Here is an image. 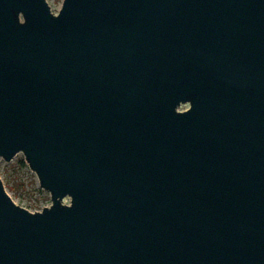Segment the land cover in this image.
<instances>
[{
  "label": "water",
  "instance_id": "1",
  "mask_svg": "<svg viewBox=\"0 0 264 264\" xmlns=\"http://www.w3.org/2000/svg\"><path fill=\"white\" fill-rule=\"evenodd\" d=\"M20 153L52 203L0 174V264H264V0H0Z\"/></svg>",
  "mask_w": 264,
  "mask_h": 264
},
{
  "label": "rangeland",
  "instance_id": "2",
  "mask_svg": "<svg viewBox=\"0 0 264 264\" xmlns=\"http://www.w3.org/2000/svg\"><path fill=\"white\" fill-rule=\"evenodd\" d=\"M53 9L63 6L64 0H48ZM184 105L180 111H186ZM0 174L6 183V190L27 207L44 209L52 203L49 192L40 186L37 175L30 169L23 153L18 154L11 162L0 158ZM70 203V199H66Z\"/></svg>",
  "mask_w": 264,
  "mask_h": 264
}]
</instances>
